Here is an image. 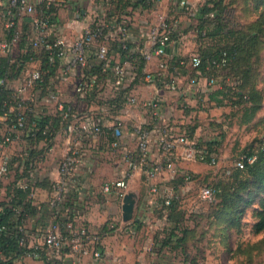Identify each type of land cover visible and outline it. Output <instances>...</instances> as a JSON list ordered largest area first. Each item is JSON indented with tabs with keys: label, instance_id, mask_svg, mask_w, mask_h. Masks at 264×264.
<instances>
[{
	"label": "built area",
	"instance_id": "2783aa9c",
	"mask_svg": "<svg viewBox=\"0 0 264 264\" xmlns=\"http://www.w3.org/2000/svg\"><path fill=\"white\" fill-rule=\"evenodd\" d=\"M72 1L0 0V55L18 59L17 61H24V58H27L15 79L8 80L0 75V90L3 86L13 88L11 98L15 101V106L22 109L16 114L13 122L4 131H0V180L9 173L10 157L6 147L14 140L17 132L23 133L26 124L23 112L26 109L34 111L39 101L52 113H58L62 121H65L62 131L75 135L79 141L78 146L68 148L59 161V177L51 190L50 206L53 209H58L67 195L78 187L76 171L83 162L81 142L100 137L107 129H112L115 137L109 142V148L122 153L126 166L119 177L103 182V192L115 190L122 197L123 189L128 186L131 176L129 170L137 167L144 177L150 210H159L158 200H163V204L168 205L176 197L171 185L160 186L159 177L162 173L167 172L169 180L178 177H181L184 183L193 180L190 171L177 165L178 158L209 164H215L217 161V156L201 146L197 138L188 139L183 131H176L173 126L163 122L161 96L156 95L143 100L132 91L135 82L142 81L155 85V79L162 76L165 70L168 71L166 55L173 28L160 16L157 22L141 28V33L149 41V49L139 47L137 51H133L128 47L130 23L126 18L108 16L109 0H92L89 6L75 9L74 15L68 11ZM179 4L189 15L196 14L197 9L187 0H180ZM208 16L213 17L214 13L210 12ZM74 23H79L80 29L75 28ZM121 50H126L127 53L122 54ZM130 51L131 53H128ZM135 53L141 55L145 61L157 57L158 71L154 73L144 69L139 74L138 64L132 60V54ZM44 61L53 68L49 82H45V71L41 66ZM226 64L227 55L224 52L218 58L212 59L207 69L211 66L222 68ZM180 65L196 68L200 65V57L196 53L192 54L182 59ZM197 73L198 76H188V90L198 87V77L201 75ZM213 81L212 76L206 80L208 84ZM69 85L79 98H85L88 92L97 90L99 97L105 102L115 98L118 92L129 90L130 93L116 116L109 113L110 106L106 103L95 107L96 112L84 120L77 118L70 120L65 109L63 90L58 89ZM164 88L173 94L181 93L179 83L174 77L165 82ZM135 109L149 111L150 119L134 122L131 116ZM2 110L4 111L0 114V125L2 117L8 116L13 106L9 107L4 103ZM124 115L130 121L127 124L129 129L126 127ZM34 126L35 123L32 122L31 128ZM31 128L28 131H31ZM125 131L130 132L136 140L135 160L122 143V134ZM153 132L157 133L155 143L160 154L156 159L149 158ZM261 149L264 151V136ZM255 159L254 154H241L234 161V167L242 169L245 164H251ZM198 197L201 201L209 203L215 199V191L213 187L203 186L199 189ZM162 211V217L165 219L166 212ZM68 218L64 223L54 219L42 230L41 242L32 244L22 226L20 229L25 230V233L19 238V244L35 250L44 247L47 259L59 253L64 247L78 258L86 255L99 258L102 254L98 248L100 235L88 231L83 226H76L74 221Z\"/></svg>",
	"mask_w": 264,
	"mask_h": 264
},
{
	"label": "rangeland",
	"instance_id": "374dc122",
	"mask_svg": "<svg viewBox=\"0 0 264 264\" xmlns=\"http://www.w3.org/2000/svg\"><path fill=\"white\" fill-rule=\"evenodd\" d=\"M109 1L113 6L116 3L122 6L124 3L134 4L137 0ZM196 1V16L180 8V0H141L133 8H125L136 21L148 19L154 23L161 14L172 28L176 23L181 25L186 32V40L200 42H195L193 51L202 55L205 50L214 54L219 48L228 49L238 36L250 38V35H256L257 38L255 44L247 46V51L242 52L246 60H241V65L219 69L212 76L214 81L205 83L206 96L173 94L170 123L174 129L189 130L188 127L196 126L199 136L207 135L206 140L213 143V153L217 156L215 164L180 158L176 161L177 165L188 169L193 175L191 182L178 186V207L185 212L175 218L185 225L186 233H189L188 256L181 254V261L198 259V263L202 264V259L203 262L208 259V264H264V230L255 233L253 226L259 219V210L264 206V191L254 196L255 185L251 184L250 179L246 180L244 173L234 170L236 158L243 152L257 151L264 136V0H215L213 4L217 9V17L203 20L202 23L198 15L209 0ZM198 24L202 25L205 33L193 30ZM214 29H219V36L209 35ZM183 74L187 75V72ZM253 89L259 91L262 106L251 121L244 123V100ZM238 91L245 94L243 101L236 96ZM65 93L67 104L76 105L82 111L93 109L94 105L91 104L73 103L71 91ZM36 105V111L47 109L39 101ZM139 175L138 184L133 182L135 189L132 192L138 193L141 201L149 198V195L142 173ZM159 178L160 186L170 185L167 172ZM243 182L245 187L241 185ZM206 185L222 187L221 194L209 203L198 197L199 189ZM149 211L148 221H166L158 211ZM158 228L153 229L150 236L161 240L166 233Z\"/></svg>",
	"mask_w": 264,
	"mask_h": 264
},
{
	"label": "crops",
	"instance_id": "0c3cea01",
	"mask_svg": "<svg viewBox=\"0 0 264 264\" xmlns=\"http://www.w3.org/2000/svg\"><path fill=\"white\" fill-rule=\"evenodd\" d=\"M91 1L73 0L68 11L74 15L75 9L89 6ZM187 1L194 7V3L197 2L196 0ZM151 16H153V13ZM160 16L164 17L161 14L158 15L155 22L159 20ZM134 18L131 15L126 17L130 23V49L133 51H137L139 47L149 49V41L141 33V28L149 23L151 24V22L148 19L136 21V18L134 21ZM74 24L76 25L75 28L80 29L81 25L79 23ZM185 33L181 25H177L176 23L173 27V33H171V42L167 48L166 59L168 61L173 57H189L195 53L193 46L197 41L186 40ZM144 69L156 73L158 71L157 57H153L150 61H145ZM167 74L176 78L178 81L181 89L180 96L195 97L197 95L202 98L207 95L206 78L204 76L198 77V87H194L193 90H188V74L184 75L178 71L176 74L169 73L165 70L162 76H166ZM163 79L164 77H161L155 85L137 81L133 84L132 91L143 100L156 97V95L161 96L163 98L161 117L163 122H165L170 121V105L172 104V98L174 96L170 90L164 88L165 81ZM58 89L60 91L63 90L62 96L65 101V91L69 90L73 95V103L79 102V105L83 103L77 100L71 85L66 87L62 86ZM191 101H193V98H191ZM92 108L90 110L95 109V107ZM148 113L149 111L146 110L135 109L131 119H134V122L138 123L144 122L150 119ZM123 118L126 119L125 124L128 128L127 124L130 121L126 115ZM9 121H12V119L9 120V116L2 117L0 131H4L11 124ZM153 136L149 158L156 159L160 155L158 146L155 143L157 133L153 132ZM24 137V133L17 132L14 140L6 147V152L10 157L12 166L11 170H9V176H6L0 181V201L7 199L5 185L11 179H14L13 176L17 170L22 172L25 168L24 162L28 152L32 151L33 148L36 151L43 148L44 142L40 141L34 145H30ZM194 137L198 140H206L208 136L200 137L198 128H196ZM107 140L108 135H101L100 137L90 138L85 142L80 141L82 145L81 161L83 162L76 171L78 187L67 195V198L58 209H53L50 206L52 185L59 177V161L68 148L78 146L79 141H77L75 135H69L64 131L56 133L51 148L45 151L44 154H41L42 159L37 167L29 169L28 174L17 181L21 188L30 186V192L27 198H30L31 203L35 206L33 216L27 217L23 225L28 233L30 243L41 242L40 236L42 230L54 219H67L69 217L74 221L76 226H83L88 231L100 235L98 248L102 254L99 258H94L90 255L78 258L69 252L67 247H64L59 253L48 259L50 260L49 264H190L189 261H181L180 250H172L166 246L161 247L160 240L153 239L150 236V232L153 229H159L158 227H160L162 230L166 227L167 223L166 221H162L161 223V220L151 222L147 220L148 214L151 212L149 211L151 205L147 197L145 200L142 199L140 201L138 193L135 194L133 192L136 201L133 218L127 222L122 220L123 196L127 192H132L135 189L134 183L137 182V178L140 176V171L137 167L129 170L131 176L128 180V186L123 189L124 195L122 197L115 190L107 193L103 192L101 182L119 177L126 166L122 153L120 151H112L109 148ZM122 143L129 155L135 160L137 157L135 149L136 140L130 132H123ZM178 166L182 167L181 165ZM185 170L188 171V169ZM34 183H38V185L34 186ZM41 183H44V185H40ZM201 262L202 264H208V259L204 262L202 259ZM13 264L47 263L41 259L26 255Z\"/></svg>",
	"mask_w": 264,
	"mask_h": 264
},
{
	"label": "trees",
	"instance_id": "16d2710c",
	"mask_svg": "<svg viewBox=\"0 0 264 264\" xmlns=\"http://www.w3.org/2000/svg\"><path fill=\"white\" fill-rule=\"evenodd\" d=\"M141 0H137L134 2V4L124 3L122 6L119 4H114V6L109 3L110 6L108 8V16H114L117 19L126 18L128 16L129 10H125L126 7H131L135 5V3H141ZM215 0H209L204 4L203 9L201 10V14L198 15V18L200 20V23L203 22V20H209L212 18L217 17V9L214 7ZM183 9V8H182ZM184 10V9H183ZM210 12L214 13L213 17H209L208 14ZM197 13L194 15L196 16ZM202 25L198 24V27H194V30L197 33H205L204 30H202ZM23 30H26V25H23ZM204 31V32H203ZM220 32L219 29H214V31L209 32L210 36H219ZM256 35H250V38L238 36L236 37V40L234 39L232 45L227 48H219L217 49V52L214 54H210V51H204L203 55L200 54L198 51L196 54L200 57V65L196 68L192 67H185L180 65V61L182 59H186L187 57H173L171 60L168 61V71L169 73H175L178 71L180 73H185L189 76H198V73L201 76H205L209 78L210 76H215L216 71L222 68H228L229 66H232L234 64L241 65V60H246V57L242 55L243 51H247V46L253 45L256 43ZM197 43L200 44V42L197 40ZM116 44V43H115ZM203 44V43H201ZM115 46V45H114ZM117 44L115 48H117ZM130 48V46L128 45ZM208 50V49H207ZM249 50V49H248ZM226 53L227 55V64L222 68H215L211 66L207 69V66L210 65V62L214 58H218L222 53ZM122 54L127 53L126 50H121ZM128 53H131L128 52ZM249 53V52H247ZM195 54V53H194ZM240 59V61H238ZM18 59H12L8 56L0 55V75L6 77L8 80H13L17 77L20 69L24 65V61L27 60V58H24V61H17ZM132 60L136 62L137 70L139 71V74L144 70L145 66V59L142 58L139 54H132ZM42 68L45 71V82H49L50 76L53 75V68L49 67L48 65L42 63ZM247 66H249L247 64ZM161 77H164V81L167 82L170 80L172 76L166 75V76H160L155 79L156 83L159 81ZM45 86V85H44ZM14 93L13 88H6L3 86L0 90V114L5 110H2V106L4 103H6V106H13V110L8 112L9 120L15 119V116L17 113L21 112L22 109H18L15 106V101L12 100L11 96ZM130 91H121L116 93L115 98H110L108 102H105L103 99H101L98 95L97 90H92L87 93V96L85 98H79L77 95L76 98L78 101H82L83 103L94 105V107L98 108L102 105H106V103L110 106L109 113L116 116L119 113V110L123 108ZM245 94L240 93L239 91L236 93V96H238L241 100ZM243 101V100H242ZM246 102L243 106V119L242 122L247 123L255 117V113L261 108L262 106V98L259 93V91H256L255 89L251 90L249 92L248 97L244 100ZM66 111L69 113V119L73 120L77 118L78 120H84L86 117L92 115L95 110H84L81 111L77 109L76 106L73 104H67L66 103ZM7 109V108H6ZM24 115L26 117V124L23 128L24 138L25 140L31 145L38 143L40 141L44 142L43 148L39 151H36L34 148L32 151H29L26 158H25V168L22 172H17L13 176L14 179H11L6 185H5V192L7 195V199L5 201H0V264H13L15 261L23 258L26 255H31L34 258L41 259L47 264H49V261L46 257L45 248L35 250L31 247H28L27 245H20L19 244V238L23 233H25V230H21L20 228L25 224V220L29 216H33L35 212V206L31 203L30 198L28 197V194L30 192V186H26L24 188H21L20 185L17 183L19 179H21L23 176L28 174L29 169H34L37 167L38 163L42 159L41 154H44L45 151L51 148L54 137L56 133L63 130L65 126V121H62L61 117L58 113L54 112L52 113L48 109L43 110H35L29 111L26 109L24 112ZM95 115V114H94ZM109 120V117H107ZM32 122L35 123V126L31 128ZM168 124L172 126L170 121H168ZM29 128H31V131H28ZM186 130H179L183 131L185 133V136L188 139H193L195 135L196 126H193L192 128L188 127ZM103 135H108V144L111 140L114 139V134L112 129H107ZM199 144L201 146H204L208 152H214L212 149L213 143L209 142L208 140H202L199 139ZM262 142V139H261ZM261 142L258 146L257 151H250V152H243L242 154L246 153L248 155H255L256 159L251 164H245L244 168H236L234 167V170L238 173H244L246 180L250 179L251 184L255 185V191L254 196L264 191V151L261 149ZM11 160L9 162V170H11ZM9 176V173L6 175ZM5 178V177H4ZM1 181V180H0ZM184 184V181L181 177L171 179L170 185L172 186L176 197H174L168 205L163 204V200H158V204L160 205V209L156 210L157 213H161V218L163 215V211L166 212V227H164L163 231H165L166 235L163 237V239L160 240L161 247H168L172 250H180L181 254H184L185 256H188V250H187V244L189 242V233L187 234V228L185 225H182L179 221H176L177 215L183 214L185 211L184 209H181L178 207V186L180 184ZM38 183H34V186H37ZM40 185H44V183H41ZM243 187H245V182L241 183ZM215 191V199L216 196L220 195L222 192L221 185L217 187H213ZM155 211V210H154ZM258 221L253 225L255 233H259L264 230V206L261 210L258 212ZM69 219V218H68ZM61 223L66 222L67 219H57ZM229 228V226L227 227ZM99 235V234H98ZM190 259V258H189ZM185 260H187L185 258ZM190 264H199L198 261H192L191 259L188 260Z\"/></svg>",
	"mask_w": 264,
	"mask_h": 264
},
{
	"label": "water",
	"instance_id": "95a60500",
	"mask_svg": "<svg viewBox=\"0 0 264 264\" xmlns=\"http://www.w3.org/2000/svg\"><path fill=\"white\" fill-rule=\"evenodd\" d=\"M135 194L127 192L122 200V220L127 222L133 218V211L135 207Z\"/></svg>",
	"mask_w": 264,
	"mask_h": 264
}]
</instances>
